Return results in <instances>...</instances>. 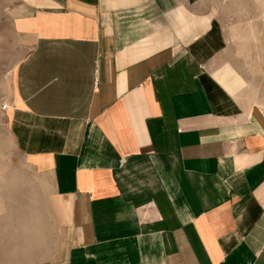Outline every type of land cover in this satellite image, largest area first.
Instances as JSON below:
<instances>
[{
	"label": "crops",
	"instance_id": "crops-1",
	"mask_svg": "<svg viewBox=\"0 0 264 264\" xmlns=\"http://www.w3.org/2000/svg\"><path fill=\"white\" fill-rule=\"evenodd\" d=\"M18 2L10 131L63 211L43 251L42 218L0 227V264H264V90L209 0Z\"/></svg>",
	"mask_w": 264,
	"mask_h": 264
},
{
	"label": "rangeland",
	"instance_id": "rangeland-1",
	"mask_svg": "<svg viewBox=\"0 0 264 264\" xmlns=\"http://www.w3.org/2000/svg\"><path fill=\"white\" fill-rule=\"evenodd\" d=\"M209 3L223 26V57L243 71L248 76L246 80L251 85L254 82L258 91L264 90L263 3L259 0H209ZM28 15L18 0H0V227L6 224V228L10 225L14 228L16 215L28 217L33 213L31 224L36 228L42 218L39 229L43 232L40 246L43 251L57 244L63 206L54 196L48 178L37 174L18 150L9 126V112L15 99V66L33 39ZM1 104H6V108L1 109Z\"/></svg>",
	"mask_w": 264,
	"mask_h": 264
},
{
	"label": "built area",
	"instance_id": "built-area-1",
	"mask_svg": "<svg viewBox=\"0 0 264 264\" xmlns=\"http://www.w3.org/2000/svg\"><path fill=\"white\" fill-rule=\"evenodd\" d=\"M6 108V104H1V109H5Z\"/></svg>",
	"mask_w": 264,
	"mask_h": 264
}]
</instances>
